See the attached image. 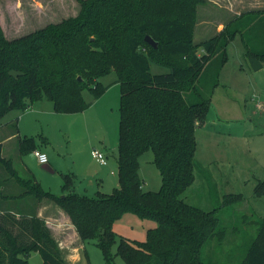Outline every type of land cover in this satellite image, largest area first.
<instances>
[{
    "label": "trees",
    "instance_id": "1",
    "mask_svg": "<svg viewBox=\"0 0 264 264\" xmlns=\"http://www.w3.org/2000/svg\"><path fill=\"white\" fill-rule=\"evenodd\" d=\"M202 1L79 0L76 16L31 33L8 39L0 27V118L44 99L56 112H82L109 87L101 77L111 70L120 85L118 185L111 193L73 192L69 174L63 194L46 190L25 164L18 168L3 156L0 142V264H29L33 251L40 252L42 264H70L38 215L44 200L69 215L82 241L95 240L108 264L117 238L116 254L126 264H213L201 259L202 249L209 239H223L225 230L215 211L183 199L196 168V130L210 112L226 46L236 34L247 58L264 63V13L251 11L234 20L226 35L199 44L192 17L194 4ZM147 35L157 47L145 40ZM152 64L166 70L153 72ZM85 89L92 101L84 98ZM14 126L21 154L38 148L34 138L21 137ZM149 149L162 174L158 191L144 190L139 173V158ZM254 191L264 196V179ZM242 197L228 194L224 202ZM127 212L156 221L146 240L115 232L114 222ZM259 226L240 264H264V218Z\"/></svg>",
    "mask_w": 264,
    "mask_h": 264
},
{
    "label": "rangeland",
    "instance_id": "2",
    "mask_svg": "<svg viewBox=\"0 0 264 264\" xmlns=\"http://www.w3.org/2000/svg\"><path fill=\"white\" fill-rule=\"evenodd\" d=\"M194 7L193 34L200 44L215 35H226L234 20L251 11L264 13V0H204ZM79 10V0H0V27L3 35L12 39L76 16ZM203 52L200 45L198 53ZM226 53L220 83L211 94L210 112L196 130V168L183 199L204 211H215L219 227L225 230L223 239L216 236L205 243L201 259L213 264H240L258 234L259 220L264 218V196L259 197L254 191L258 181L264 179V66L259 70L252 68L240 34L229 41ZM165 70L152 64L153 72ZM116 79L115 70L101 77L109 87L95 103L96 109L86 113L87 117L81 112H56L47 99L8 112L0 118V142L5 141L3 156L11 158L18 168L23 164L30 167L44 189L53 193L62 194L68 174L74 183L88 181L95 175L102 178V184L87 190L88 196H97L99 190L111 193L118 173L115 156L109 157L107 165L101 164L92 149L104 152L111 143L110 133L118 129L120 88L114 84ZM83 94L92 101L90 90L85 89ZM258 102L262 103L260 107ZM10 120L16 122L21 137H32L38 147L46 149L53 171L43 167L34 151L20 153L14 124L4 125ZM113 153L118 156V149ZM139 173L144 190L161 189L162 174L152 149L139 158ZM239 193L243 194L241 199L224 202L226 195ZM156 224L153 219L127 212L114 222L113 229L118 235L143 241L148 229ZM65 237L68 244L79 245L78 264H108L95 240L79 241L73 231ZM118 243L117 238L111 246L114 260L110 264H126L116 254ZM29 264H42L40 252L30 254Z\"/></svg>",
    "mask_w": 264,
    "mask_h": 264
},
{
    "label": "crops",
    "instance_id": "3",
    "mask_svg": "<svg viewBox=\"0 0 264 264\" xmlns=\"http://www.w3.org/2000/svg\"><path fill=\"white\" fill-rule=\"evenodd\" d=\"M0 22L3 25L1 20H0ZM18 36H21V35H18ZM114 84L118 85L119 88H120L119 83L115 82ZM98 101H99V99L97 101H95L94 103H91V105L87 109L82 111L81 113H83L87 117L86 113L88 111H90L91 109H96L94 105ZM104 110L107 113L106 107H105ZM10 122H12V120L7 121V123H5L4 125L9 124ZM110 134L111 135L109 136V139H111V143H110L109 147H106V150L104 151V154L107 157V164H108V159H109L110 156H115L114 158L117 161V156L113 153V151L116 148L118 149V143H119V122H118L117 131L115 133L113 131ZM9 136H11V135H9ZM4 142H5L4 140L1 141L2 144ZM37 149H40V150L46 152V149L43 146H39ZM71 153H73V152L71 151ZM47 165L52 170L51 166L49 165V162L47 163ZM28 168H30V167H28ZM75 172L77 174H79V172H77V171H75ZM95 179H96L97 183H96ZM102 181L103 180H102V178H100L99 175L92 176V177L89 178L88 181H84V182L83 181H77L76 183H74V181H73L74 185L72 187V190H73V192L79 193L81 195H86L85 193H88L87 190L94 189L97 186V184L98 185L102 184ZM117 185H118V177H116V179H115V187ZM99 191L103 192L101 190H99ZM60 192H62V194H63V190L60 191ZM38 215L43 217L46 220V223H47L48 227L51 229L53 236L59 242L60 246L65 250L64 253H65L66 259L69 261V263L70 264H78L79 257H80L79 248H78L79 245L78 244H68V242H66V240H65L66 233L70 232V231H73L74 234L76 235V238L78 240L79 239L81 240V238L79 237V235L77 233V230H76L75 226L72 224V222L70 220L69 215L62 208H60L59 206H57L54 203L49 202L47 200H44V201H42L40 203V205L38 207Z\"/></svg>",
    "mask_w": 264,
    "mask_h": 264
},
{
    "label": "built area",
    "instance_id": "4",
    "mask_svg": "<svg viewBox=\"0 0 264 264\" xmlns=\"http://www.w3.org/2000/svg\"><path fill=\"white\" fill-rule=\"evenodd\" d=\"M261 105L262 103L258 102V106L260 107ZM92 154L96 159H98L101 164H107V157L103 151L94 148L92 149ZM34 155L36 156L37 160L42 164H47L49 162L48 154L40 149H35Z\"/></svg>",
    "mask_w": 264,
    "mask_h": 264
},
{
    "label": "water",
    "instance_id": "5",
    "mask_svg": "<svg viewBox=\"0 0 264 264\" xmlns=\"http://www.w3.org/2000/svg\"><path fill=\"white\" fill-rule=\"evenodd\" d=\"M145 40L151 44L152 46L154 47H157L158 46V43L150 36V35H147L145 36ZM250 62H251V66L254 70H259L263 67L264 63L262 61H260L259 59L257 58H254V57H251L250 58ZM43 167L52 171L50 169V167L47 165V164H43Z\"/></svg>",
    "mask_w": 264,
    "mask_h": 264
}]
</instances>
